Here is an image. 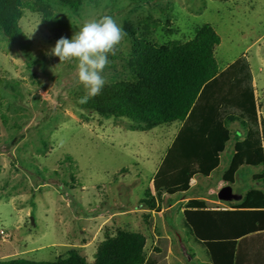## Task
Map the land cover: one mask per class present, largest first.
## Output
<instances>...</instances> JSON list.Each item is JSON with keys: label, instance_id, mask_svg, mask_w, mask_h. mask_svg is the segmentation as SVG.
<instances>
[{"label": "rangeland", "instance_id": "374dc122", "mask_svg": "<svg viewBox=\"0 0 264 264\" xmlns=\"http://www.w3.org/2000/svg\"><path fill=\"white\" fill-rule=\"evenodd\" d=\"M24 2L19 27L27 38L41 21L28 38L30 57L0 33V260L55 261L73 250L92 264L105 239L126 231L145 237L153 264H208L183 226L185 205L198 199L226 209L262 189L252 179L262 167H241L235 183L225 184L230 140L208 178L196 177L188 193L164 196L158 211L149 210L140 202L155 196L152 179L180 124L147 128L82 109L77 61L60 63L50 52L85 22L113 17L127 35L108 56L107 85L126 73L131 33L146 31L158 45L186 43L208 24L220 39L219 70L241 57L249 63L264 122V0H88L76 13L53 1ZM229 129L243 138L238 123ZM227 186L236 199L218 198Z\"/></svg>", "mask_w": 264, "mask_h": 264}, {"label": "trees", "instance_id": "16d2710c", "mask_svg": "<svg viewBox=\"0 0 264 264\" xmlns=\"http://www.w3.org/2000/svg\"><path fill=\"white\" fill-rule=\"evenodd\" d=\"M40 1L57 2L76 13L88 0ZM25 5L24 0H0V33L29 58L30 42L19 27ZM50 17L45 14L47 21ZM130 37L131 57L123 79L104 85L99 95L80 107L105 117H125L147 128L180 124L152 179L155 196L140 202L151 211L159 210L164 196L186 194L192 180L216 171L232 140L233 153L222 181L233 185L241 167H262L252 176L262 189L246 191L226 209H211L204 200L190 199L182 212L183 226L203 249L208 264H264L260 254L264 253V122L249 63L241 57L219 70L214 50L220 39L208 24L186 43L158 45L146 31ZM232 123L242 128L243 138L232 136ZM145 243L139 233L117 231L97 247L92 264H153L146 258ZM250 246L258 250L248 256L245 248ZM0 264L89 263L72 250L55 261L14 259Z\"/></svg>", "mask_w": 264, "mask_h": 264}, {"label": "clouds", "instance_id": "9594fccd", "mask_svg": "<svg viewBox=\"0 0 264 264\" xmlns=\"http://www.w3.org/2000/svg\"><path fill=\"white\" fill-rule=\"evenodd\" d=\"M36 26L28 38H31ZM126 35L113 17L105 15L85 22L71 39L60 37L55 42L50 54L58 57L60 63L77 61L76 83L86 90L81 103H87L88 99L100 94L106 83L102 73L109 64L108 56L116 54V46Z\"/></svg>", "mask_w": 264, "mask_h": 264}, {"label": "water", "instance_id": "95a60500", "mask_svg": "<svg viewBox=\"0 0 264 264\" xmlns=\"http://www.w3.org/2000/svg\"><path fill=\"white\" fill-rule=\"evenodd\" d=\"M218 198L223 201H230L232 199H236L237 197L232 194L231 188L227 186L218 192ZM32 220H33L32 217H30L31 224H32Z\"/></svg>", "mask_w": 264, "mask_h": 264}, {"label": "crops", "instance_id": "0c3cea01", "mask_svg": "<svg viewBox=\"0 0 264 264\" xmlns=\"http://www.w3.org/2000/svg\"><path fill=\"white\" fill-rule=\"evenodd\" d=\"M261 239H264V236L261 238ZM263 241V240H262ZM250 244H254V242H251ZM261 247H263L262 245H261ZM260 248V247H259ZM254 249V250H253ZM258 250V248H253V247H247V248H245V252H247V253H249L248 254V256L250 255H252L255 251H257ZM260 254L262 255V256H264V253H261L260 252Z\"/></svg>", "mask_w": 264, "mask_h": 264}]
</instances>
